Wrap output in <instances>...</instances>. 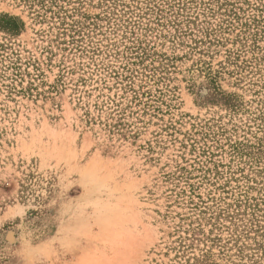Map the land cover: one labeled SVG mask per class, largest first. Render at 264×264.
Here are the masks:
<instances>
[{
	"label": "rangeland",
	"instance_id": "rangeland-1",
	"mask_svg": "<svg viewBox=\"0 0 264 264\" xmlns=\"http://www.w3.org/2000/svg\"><path fill=\"white\" fill-rule=\"evenodd\" d=\"M204 253L264 264V0H0V264Z\"/></svg>",
	"mask_w": 264,
	"mask_h": 264
},
{
	"label": "trees",
	"instance_id": "trees-1",
	"mask_svg": "<svg viewBox=\"0 0 264 264\" xmlns=\"http://www.w3.org/2000/svg\"><path fill=\"white\" fill-rule=\"evenodd\" d=\"M10 20H14V19H10ZM11 22H13V21H11ZM15 25H16V23H15ZM17 26V25H16ZM112 103V102H111ZM115 107H118V105H115ZM117 115H119V114H117ZM109 116H111V114H109ZM111 119V118H110ZM113 120V119H112ZM207 258V255H206V253H204V255H202V257L201 258H196L195 259V264H208V259H206Z\"/></svg>",
	"mask_w": 264,
	"mask_h": 264
}]
</instances>
